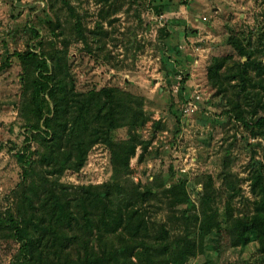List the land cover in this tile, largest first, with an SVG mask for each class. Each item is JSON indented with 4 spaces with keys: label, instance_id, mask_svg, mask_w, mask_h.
<instances>
[{
    "label": "rangeland",
    "instance_id": "1",
    "mask_svg": "<svg viewBox=\"0 0 264 264\" xmlns=\"http://www.w3.org/2000/svg\"><path fill=\"white\" fill-rule=\"evenodd\" d=\"M77 17L81 27L73 29ZM235 39L264 64V0H0V209L17 200L23 173L16 151L36 154L39 148L26 140L38 131L22 108L28 94L19 54L33 50L45 54L49 68L50 55H63L76 91L112 87L138 109L137 123L117 127L111 136L114 142L133 136L126 169L116 170L113 151L98 142L80 169L64 171L62 182L101 185L126 177L141 189L159 190L186 178L198 215L197 190L215 192L213 205L223 223L231 214L234 219L255 213L259 195L252 191L251 174L264 170V129L247 128L225 112L229 106L214 96L207 75L214 57L240 60L228 43ZM166 50L176 53L169 77L161 69ZM189 102L195 103L192 111L186 110ZM149 209L152 220L174 227L171 237L180 238L179 224L164 209ZM255 234L230 245L212 231L187 264H264ZM17 246L11 237L0 238V264H9Z\"/></svg>",
    "mask_w": 264,
    "mask_h": 264
},
{
    "label": "trees",
    "instance_id": "2",
    "mask_svg": "<svg viewBox=\"0 0 264 264\" xmlns=\"http://www.w3.org/2000/svg\"><path fill=\"white\" fill-rule=\"evenodd\" d=\"M79 27L77 17L73 29ZM38 38L36 33L39 46ZM228 43L240 60L234 61L230 55L212 58L208 81L214 96L229 106L225 112H233L245 127L262 131L264 64L243 41ZM175 55L173 50L162 53L161 69L166 77L173 73ZM19 58L28 94L23 114L38 131L26 140H34L39 148L36 154H28L24 148L16 151L23 173L17 200L0 209V238L11 237L18 244L9 264H187L190 254L201 251L203 239L212 231L218 241L226 238L230 245L247 242L256 233L264 254V170L254 169L251 174L252 191L259 195L255 213L234 219L231 214L228 223L218 221L215 192L195 191L202 210L198 215L186 178L159 190L151 186L141 189L126 177L101 185L62 182L64 171L80 169L89 149L98 142L113 151V162L119 166L116 170L126 169L134 152L133 136L122 142H114L111 136L126 123L132 128L139 118L138 109L127 102L128 94L119 95L112 87L76 91L61 54L50 55L51 68L45 54L33 50ZM229 178L224 174V180ZM149 197L160 205H147ZM179 204L186 207L175 210ZM149 207L154 214L164 209L166 218L179 224V239L171 237L174 227L152 220Z\"/></svg>",
    "mask_w": 264,
    "mask_h": 264
},
{
    "label": "built area",
    "instance_id": "3",
    "mask_svg": "<svg viewBox=\"0 0 264 264\" xmlns=\"http://www.w3.org/2000/svg\"><path fill=\"white\" fill-rule=\"evenodd\" d=\"M178 78H180V77L178 76ZM194 104H195L194 102H189L188 107H186V110L187 111H192L194 109V107H195Z\"/></svg>",
    "mask_w": 264,
    "mask_h": 264
}]
</instances>
